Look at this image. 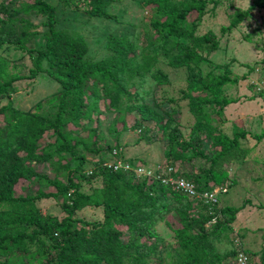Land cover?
Listing matches in <instances>:
<instances>
[{"label":"trees","instance_id":"1","mask_svg":"<svg viewBox=\"0 0 264 264\" xmlns=\"http://www.w3.org/2000/svg\"><path fill=\"white\" fill-rule=\"evenodd\" d=\"M111 1L83 0L84 12L88 17L115 19L108 12ZM137 1L151 12L149 25L155 38L147 35L144 46L137 45V33L111 38L107 48L112 53L95 62L86 58L89 46L80 34L57 28L56 7L46 0L0 2V50L22 55L13 59L0 53V264H149L151 257L158 264H235L239 252L251 264L258 259L264 264V252H256L255 260V252L243 246V228L237 220L244 205L230 207L219 200L230 186L221 176L222 167L233 159L239 139L247 133L239 130L229 137L212 122L237 102L223 96L224 87L236 84L237 79L225 72L187 78L181 98L188 100L194 118L188 139L175 117L179 109L171 106L175 99L156 98L157 88L167 84L165 76L153 71L159 55L170 56L167 64L172 68L198 67L205 55L218 49L214 33L197 36L196 28L207 5L215 7L221 0ZM251 1L243 13L234 11L229 25L221 29L223 33L236 28L251 11L264 9V0ZM192 12L196 18L188 23ZM31 13L44 18L41 34L24 17ZM38 35L42 43L30 47ZM24 55L31 61L26 72L25 65L18 62ZM251 72L261 77L264 66L250 68L247 74ZM40 75L53 80L58 88L33 111L1 105L17 92L15 83ZM249 85L254 91L250 100L264 99V89L257 90L255 81ZM101 99L107 101V112L117 113L107 125L116 143L105 149L98 147L97 129L90 127ZM127 115L134 117V130H145L146 122L161 130L163 165L173 168L175 178L191 181L199 191L224 186L226 192L208 203L189 197L158 181L156 176L162 173L156 166L160 164L153 165L152 177H138L136 169L141 164L124 159L125 144L117 129L122 124L127 131ZM84 130H88L86 137L81 135ZM252 137L264 139V128ZM208 144L218 148L209 156L202 149ZM113 150L119 153L112 156ZM197 157L205 160L203 166L195 161ZM117 161L129 170L124 171L123 166L115 169ZM38 165H47L48 171L39 172ZM186 165L192 173H186ZM20 182L36 186L35 192L17 193ZM59 198L65 213L60 219L39 206L43 200ZM89 208L101 209L102 221L76 216L78 212L87 214ZM169 211L174 212L173 217ZM163 217L176 241L174 252L164 258L157 243L160 237L152 231Z\"/></svg>","mask_w":264,"mask_h":264},{"label":"rangeland","instance_id":"2","mask_svg":"<svg viewBox=\"0 0 264 264\" xmlns=\"http://www.w3.org/2000/svg\"><path fill=\"white\" fill-rule=\"evenodd\" d=\"M26 1L32 2V0ZM46 1L56 7L57 28L80 34L89 46L86 58L93 62L102 60L112 53L107 48V42L111 38H123L137 33L138 46L146 45L147 35L155 38V31L149 25L151 12L148 7L143 6L137 0H112L108 6V12L115 19L88 17L84 12L85 2L83 0H74L73 3L70 2L71 0L69 2H66L68 0ZM251 4V0H221V3L215 7L209 3L205 15L198 20L196 35L201 36L211 31L218 41V49L210 55H205L203 62L198 67L190 65L172 68L167 64L170 56L159 55L153 71L166 77L167 84L157 88L156 98L158 101L175 99L176 103L171 106L179 109V114L175 117L180 120V130L185 139L189 138L194 124L188 100L181 98L187 85V78L199 74L206 76L208 73L218 75L225 72L231 79H237L236 84L226 85L223 90V96L231 100L237 99V102L228 105L222 115L212 122V125L216 126L220 133L229 137L239 130L247 133L245 138L239 139V146L234 149L233 159L231 158L222 167L224 174L221 176L225 179V184H230V186L228 192L223 194L219 200L222 204L230 207L244 205L238 213L237 224L243 228H241V234L244 236V248L249 252H255L252 254L255 256L256 252H264V139L257 141L252 135H259L264 128V99L260 97L249 99L254 92L249 84L253 83L257 76H260L258 72L247 73L250 68L264 66L262 63L264 60V9L251 11L236 28L225 33L221 31L222 28L229 25L234 11L243 13ZM24 17L36 26V31L39 34L45 31L42 16L31 13ZM195 18L196 14L190 13L187 17L188 23ZM41 43V37L38 35L30 47L36 48ZM0 53L13 59H19L22 56L18 51L12 50H0ZM18 62L25 65V72L31 67V61L27 55H24ZM244 75L247 77L242 78ZM15 87L18 89L17 92L13 93L10 100H2L1 105L11 104L16 109L28 112L33 111L38 102H44L56 91L58 85L50 78L40 75L34 80L17 82ZM106 103L107 101L104 102L102 99L99 101L98 112L92 115L94 120L90 124L91 128L97 129L98 136L92 141L96 139L98 147L101 149H105L107 146L113 147L116 143L109 135L107 125L111 123L117 113L114 110L107 112L105 110ZM206 109L210 111L208 108ZM134 122V117L127 115L125 126L127 131H123L122 124L117 126L121 132L120 141L125 144L122 150L124 159H135L147 168L153 167L155 164L163 165L165 144L161 139V130L155 127L153 122H146L145 130H134L132 128ZM81 135L86 137L88 130L81 132ZM202 138L204 139V136ZM202 149L208 156L218 150L209 144ZM105 155L109 157L108 153ZM94 159L97 160V156H94ZM195 161L200 166L205 163L202 157H197ZM204 167L206 168L207 164ZM88 168H91L89 164ZM185 170L186 173H192L187 165ZM38 171L47 172V165H38ZM137 176L144 177L142 174H137ZM256 178H258L257 181L254 180ZM218 187L215 186L213 189L218 191ZM35 189L36 186L23 182L15 187L17 193L22 191L24 194H33ZM49 191L54 192V189L50 188ZM61 203L62 198L47 199L40 202L39 206L44 213L60 219L65 216L61 209ZM87 211V214L78 212L76 216L88 221H102L101 209L89 208ZM169 212L171 216L174 215L173 211ZM208 226L210 224H207ZM152 231L160 237L157 243L160 246L162 257L164 258L167 253H173L176 241L174 234L166 225L164 217L154 224ZM230 237H233V234ZM254 259L256 260L258 257L255 256ZM147 262L158 264V261L153 257ZM260 262L261 260L258 259L254 261V264H260ZM164 264H166L165 261Z\"/></svg>","mask_w":264,"mask_h":264},{"label":"built area","instance_id":"3","mask_svg":"<svg viewBox=\"0 0 264 264\" xmlns=\"http://www.w3.org/2000/svg\"><path fill=\"white\" fill-rule=\"evenodd\" d=\"M255 83L258 86V89H264V75H262L261 77L257 76V79H255ZM117 153L119 152L116 150H113L112 156H114ZM122 166L123 164L121 163V161H117L115 165V169L120 168ZM152 168L153 167L147 168L141 165V167H138L136 169V174H142L144 175V177H149V176L152 177L153 176ZM123 169L124 171L129 170L128 165H124ZM158 170L162 174H159L158 176H156V178L162 184L169 186V187H173L174 189L179 190L180 192H182L183 194H186L189 197H194L206 203H208L209 201L215 202L216 197L219 195L220 192L222 193L226 192V188L224 186H219L218 191H215L213 189V186H212V189L210 188V190L199 191L198 187L191 181H188L184 178H175L173 168L171 167L165 168L164 165L162 166L157 165L156 171ZM235 264H251V263L248 261L247 256L243 252H239L236 256Z\"/></svg>","mask_w":264,"mask_h":264}]
</instances>
